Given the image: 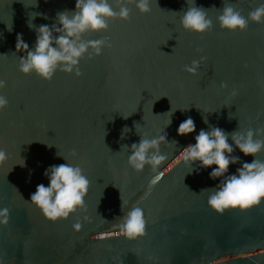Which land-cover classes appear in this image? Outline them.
<instances>
[{
  "label": "water",
  "instance_id": "95a60500",
  "mask_svg": "<svg viewBox=\"0 0 264 264\" xmlns=\"http://www.w3.org/2000/svg\"><path fill=\"white\" fill-rule=\"evenodd\" d=\"M224 2L246 18L264 4ZM192 3L150 0V13L128 4L130 20L109 19L107 31L85 35L109 36L112 46L92 59L85 55L83 76L57 70L48 81L19 70V57L27 53L14 54L17 35L34 49L37 33L29 24L62 26L57 14L74 12L76 0H0V80L7 82L0 95L8 100L0 111V148L7 154L0 165V209H9L7 224L0 223V264H264V199L220 213L209 206L210 193L201 192L219 184L209 176L216 165L177 161L201 129L264 128V23L249 20L243 31L221 28L223 0H195L213 27L202 34L185 30L181 17ZM201 56L207 59L197 74L185 71ZM188 117L196 131L178 135ZM163 131L177 142H161L168 158L156 172L148 165L132 168L131 144ZM232 155L241 162L227 175L253 159L238 148ZM256 158L264 161V150ZM67 162L90 180L86 206L54 222L30 197L38 184L49 185L46 169ZM133 206L144 211L146 234L130 240L118 222Z\"/></svg>",
  "mask_w": 264,
  "mask_h": 264
},
{
  "label": "clouds",
  "instance_id": "9594fccd",
  "mask_svg": "<svg viewBox=\"0 0 264 264\" xmlns=\"http://www.w3.org/2000/svg\"><path fill=\"white\" fill-rule=\"evenodd\" d=\"M114 3L119 11L114 9L110 0H76L74 12L65 10L57 14L58 23L62 26L54 24L50 27L42 24L36 27L29 24V27L35 28L37 33L36 43L34 49H30L22 34L17 35L14 54L21 51L27 53L19 57V70L25 74H31L34 71L42 79L48 81L53 79L57 70L68 74L75 72L76 76H83L84 73L79 64L85 55L92 59L94 54L101 55L104 47L112 46L109 36L97 40L85 39L88 32L107 31L109 19L130 20L131 9L127 6L128 4H135L141 13L151 12L150 0H114ZM220 12L218 20L221 28L232 31L245 30L249 20L264 23V4H260L249 12L246 18L241 11L223 0ZM181 24L185 30L201 34L213 27L212 20L207 18V10L202 6H196L195 0L183 13ZM206 59L207 57L201 56L200 60H193L191 66H185V71L197 74L201 61ZM6 86L7 82L0 80V89ZM221 87H227V84L222 83ZM235 94L234 91L233 95ZM7 105V98L0 95V111H3ZM168 113H171L172 117L174 111ZM171 117L165 128L170 126ZM125 129L130 131L127 127ZM195 131L196 124L191 117L181 122L177 129L178 135L181 136ZM229 137L233 143L229 142ZM195 141V144L187 145L177 155V161L190 166L200 161L202 168L216 165L209 176L213 180L219 179V184L215 188L201 190V192L210 193L207 201L210 207L220 213L228 208L244 210L258 205L264 199V161L256 158L257 154L264 150V128H249L243 132L238 129L228 133L220 127L213 126L210 130L201 129L195 136ZM161 142L177 143L168 141L166 131L153 138H149L146 134L140 135L139 142L132 143L130 146L129 165L138 172L148 165L151 166L153 172H156L158 166L168 158L160 152ZM123 147L129 148L128 145ZM237 148L245 156H252L253 159L251 162H243L242 166L236 169L235 174L227 175L231 164L241 162L239 156L232 155ZM72 155H78L75 148L72 149ZM63 158L66 160L65 157ZM6 160V150L0 148V165ZM21 165H24V161ZM44 175L48 177L49 185L38 184L36 191L31 194L30 201L40 208L46 218L54 222L60 218L66 219L76 212L77 208L86 206L85 197L89 190L90 180L79 165L69 162L52 165L45 170ZM162 175L163 173L157 175L151 183L155 184ZM8 220L9 209H0V223L7 224ZM118 225L120 233L130 240L144 236L146 220L143 209L133 206L122 218H119ZM73 227L79 230L81 224L76 223Z\"/></svg>",
  "mask_w": 264,
  "mask_h": 264
}]
</instances>
